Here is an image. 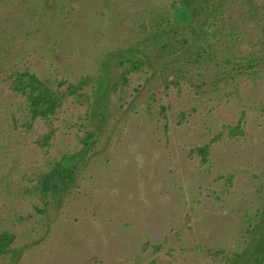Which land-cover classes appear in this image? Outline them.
Segmentation results:
<instances>
[{
    "label": "rangeland",
    "instance_id": "1",
    "mask_svg": "<svg viewBox=\"0 0 264 264\" xmlns=\"http://www.w3.org/2000/svg\"><path fill=\"white\" fill-rule=\"evenodd\" d=\"M176 1L0 0V235L19 252L0 264H218L241 245L264 205V63L216 57L171 78L161 65L126 78L115 66ZM252 2L226 8L237 55L264 37V0ZM240 60L252 66L239 71ZM106 64L117 84L92 120L88 96ZM25 69L61 91L90 85L33 120L13 88ZM93 128L92 159L49 210L37 178Z\"/></svg>",
    "mask_w": 264,
    "mask_h": 264
},
{
    "label": "trees",
    "instance_id": "2",
    "mask_svg": "<svg viewBox=\"0 0 264 264\" xmlns=\"http://www.w3.org/2000/svg\"><path fill=\"white\" fill-rule=\"evenodd\" d=\"M232 1L177 0L167 12L144 21L141 38L133 41L128 50L114 53L115 66L121 68L122 76L126 78L133 72L147 71L155 64L161 65L162 71L168 72V78H171L213 60L217 64L216 57H256V64L262 65L264 37L261 47L250 54L237 55L233 50L237 39L231 28L230 16L226 15V8ZM249 1L254 9L252 0ZM248 60L251 62L249 64H253V60ZM251 66L237 61L239 71H247ZM109 73L110 68L106 64L99 79L91 85L92 94L88 98L91 97L89 112L92 120L104 119L102 99L111 86L116 87L117 82L111 80ZM13 82V88L24 96L26 111L33 120L54 115L69 95L79 94V90L90 85L89 80L85 79L61 91L49 86L29 69L15 73ZM97 133V128H93L80 149L64 153L37 178L32 190L49 210L60 205L77 186L79 176L92 159L90 153L96 148ZM8 236L10 239L5 242L0 235V254L11 251L13 256L18 255L17 250L9 249L13 235ZM218 264H264V205L250 219L241 245L228 252L223 251Z\"/></svg>",
    "mask_w": 264,
    "mask_h": 264
}]
</instances>
